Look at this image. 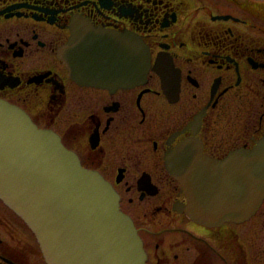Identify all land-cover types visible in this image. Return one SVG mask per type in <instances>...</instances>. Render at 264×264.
Listing matches in <instances>:
<instances>
[{
	"label": "flooded vegetation",
	"instance_id": "1",
	"mask_svg": "<svg viewBox=\"0 0 264 264\" xmlns=\"http://www.w3.org/2000/svg\"><path fill=\"white\" fill-rule=\"evenodd\" d=\"M74 30L89 40L103 31L112 49L113 34L139 37L145 78L125 81L124 46L122 76L73 78L58 52ZM0 99L56 131L112 184L147 264H264V237L249 230L245 242L242 226L264 219V198L244 221L198 223L175 209L187 196L165 162L184 139L222 160L264 137V0H0ZM34 248L42 258L0 198V264H45Z\"/></svg>",
	"mask_w": 264,
	"mask_h": 264
},
{
	"label": "water",
	"instance_id": "2",
	"mask_svg": "<svg viewBox=\"0 0 264 264\" xmlns=\"http://www.w3.org/2000/svg\"><path fill=\"white\" fill-rule=\"evenodd\" d=\"M105 34L95 32L89 40L91 33L73 31L58 52L71 76L96 84L107 83L111 73L122 76L118 67L124 46L123 58L129 63L125 81L144 79L149 54L141 39L131 33L113 34L112 49ZM82 44L91 45L89 52L82 51ZM194 146L184 139L165 155L168 172L187 196L186 205L175 209L211 226L248 219L264 198V137L253 148L237 149L222 160L202 155ZM0 198L32 231L46 264H147L142 238L120 208L112 184L83 166L56 131L40 127L23 108L4 99Z\"/></svg>",
	"mask_w": 264,
	"mask_h": 264
},
{
	"label": "rangeland",
	"instance_id": "3",
	"mask_svg": "<svg viewBox=\"0 0 264 264\" xmlns=\"http://www.w3.org/2000/svg\"><path fill=\"white\" fill-rule=\"evenodd\" d=\"M243 237H244V241L245 242H249L250 238H247L246 233L249 230H253V234L252 236L254 237L255 241L257 240V236H258V242L262 241L263 236V230H264V219L262 217H259L257 214L255 216H253L251 219H249L248 221H246L243 225ZM260 236V237H259ZM33 241V240H32ZM36 243L34 242V245ZM37 246V245H36ZM38 248V247H37ZM35 252L37 253L36 255H34V260L35 261H40L42 260L41 256H40V252L39 250H37L36 248H34Z\"/></svg>",
	"mask_w": 264,
	"mask_h": 264
}]
</instances>
